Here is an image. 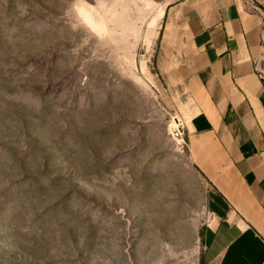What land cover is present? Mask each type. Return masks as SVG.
I'll return each mask as SVG.
<instances>
[{"label": "rangeland", "instance_id": "1", "mask_svg": "<svg viewBox=\"0 0 264 264\" xmlns=\"http://www.w3.org/2000/svg\"><path fill=\"white\" fill-rule=\"evenodd\" d=\"M176 2L0 0V264L203 263Z\"/></svg>", "mask_w": 264, "mask_h": 264}, {"label": "crops", "instance_id": "2", "mask_svg": "<svg viewBox=\"0 0 264 264\" xmlns=\"http://www.w3.org/2000/svg\"><path fill=\"white\" fill-rule=\"evenodd\" d=\"M165 25L193 163L216 193L202 264H264V0H177Z\"/></svg>", "mask_w": 264, "mask_h": 264}, {"label": "built area", "instance_id": "3", "mask_svg": "<svg viewBox=\"0 0 264 264\" xmlns=\"http://www.w3.org/2000/svg\"><path fill=\"white\" fill-rule=\"evenodd\" d=\"M260 15H261L260 41L264 49V13H261ZM255 67L259 77L264 78V56L256 60Z\"/></svg>", "mask_w": 264, "mask_h": 264}]
</instances>
